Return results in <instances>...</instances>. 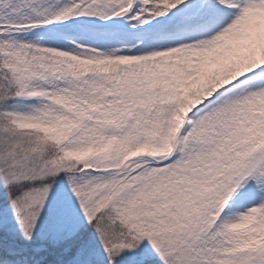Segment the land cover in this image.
<instances>
[{"label":"snow or ice","instance_id":"obj_1","mask_svg":"<svg viewBox=\"0 0 264 264\" xmlns=\"http://www.w3.org/2000/svg\"><path fill=\"white\" fill-rule=\"evenodd\" d=\"M0 264H264V0H0Z\"/></svg>","mask_w":264,"mask_h":264}]
</instances>
